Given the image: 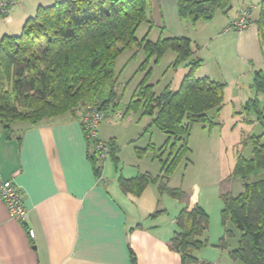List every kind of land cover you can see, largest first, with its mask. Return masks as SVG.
Segmentation results:
<instances>
[{"label":"crops","instance_id":"crops-1","mask_svg":"<svg viewBox=\"0 0 264 264\" xmlns=\"http://www.w3.org/2000/svg\"><path fill=\"white\" fill-rule=\"evenodd\" d=\"M57 1L18 0L8 18L0 19V41L6 35H16L10 33L8 26L24 27L39 6ZM237 1L234 17L226 20L225 13L218 11L210 21L220 19L227 32L237 33V40L233 35L221 45L229 43L234 51L237 41L238 51L242 49L240 55L249 60L251 68L245 76L249 82L245 83L240 75L237 83L249 89L248 96H252L255 68L261 69L264 64V47L255 24L241 32L229 29L240 8L249 5L246 0ZM150 17L152 23L147 22L145 36L151 41L184 36L192 40L193 46L197 43L193 28L205 26L202 21L193 24L181 18L177 0H150ZM192 50L193 58H201L200 46ZM174 55L169 68L176 59ZM141 58L143 61L146 58L144 51ZM188 63L183 65L188 67ZM122 113L112 112L109 116L108 112L99 127V138L118 147L114 156L110 152L99 162V174L89 158L91 145L83 126V113L77 117L47 118L32 126L18 121L8 133L0 123V177L17 186L28 211L26 221L20 222L0 200V264H132L133 254L137 264H184L182 254L172 247V239L183 231L178 223L182 211H191L196 205L209 215V225L202 236L206 243L193 251L198 260L187 264H242L230 257V251L239 247V233L229 221L223 222L222 194L231 191L237 195L243 188L240 189L239 183L233 186L216 180L199 183L185 176L181 182L176 180L175 173L168 184L183 190L186 193L183 199L160 192L155 183L141 191L133 183L129 188L122 187L120 179L135 181L140 174L162 176L161 159L166 156L156 155L167 139L165 134L155 132L154 127L145 132L151 117L145 123L146 115L142 113L137 121L135 117L125 119ZM151 143L156 149L149 147ZM137 148L149 149L139 156ZM192 163L193 159L186 171L190 172ZM30 229L35 230L34 238ZM227 229L233 232L232 236H227ZM224 239L226 245L222 246Z\"/></svg>","mask_w":264,"mask_h":264},{"label":"trees","instance_id":"trees-1","mask_svg":"<svg viewBox=\"0 0 264 264\" xmlns=\"http://www.w3.org/2000/svg\"><path fill=\"white\" fill-rule=\"evenodd\" d=\"M230 2L177 0L181 18L193 24L214 19L218 11L226 13ZM147 22L152 23L150 0H58L49 6H39L36 14L27 19L21 34L6 35L0 41V123L8 133L15 122L24 121L32 126L47 118L77 117L87 106H94L106 115L109 111H121L117 60L127 50H143L146 58L137 72L145 74L122 114L125 118L130 111L143 110L142 115L150 116L152 120L145 132L156 127L167 135L156 156L167 155L161 159L162 176L140 174L135 181L120 179V182L124 188L136 184L140 191L155 183L160 192L183 199L186 193L170 187L169 178L191 152L192 127L215 123L209 111L220 112L224 107L225 84L208 76L196 77L202 58H193L190 38L170 36L151 41L145 36L140 40L138 29ZM258 30L264 46V0ZM170 50L176 53L172 68L189 62V71L178 90L166 86L157 94L149 82L152 63H159ZM253 87L264 95V69L254 72ZM245 109H255L259 121H264L258 97L249 99ZM88 141L89 158L99 174L98 154L92 141ZM251 141L252 154L245 157L238 153L227 179H240L243 190L237 195L231 191L222 194L225 204L222 219L239 233V247L230 251L232 260L264 264V175L259 174L264 170V135L253 136ZM108 143L114 156L117 144ZM149 147L156 149L152 143ZM148 149L137 148L139 156ZM251 174L259 176L250 180ZM178 223L183 231L174 236L172 247L182 254L184 264L196 262L193 251L206 243L202 236L208 229L209 215L196 205L191 211H182ZM226 232L227 236L233 235L229 229ZM221 245H226L225 239ZM131 259L132 264H137L134 254Z\"/></svg>","mask_w":264,"mask_h":264},{"label":"rangeland","instance_id":"rangeland-1","mask_svg":"<svg viewBox=\"0 0 264 264\" xmlns=\"http://www.w3.org/2000/svg\"><path fill=\"white\" fill-rule=\"evenodd\" d=\"M245 2H248L249 5L252 4L256 6L250 16V25L252 26L255 24V26L258 27L262 0H246ZM237 7L238 1L231 0L230 8L224 16L226 20L234 17ZM11 10L12 8L10 11ZM10 13H12V11ZM6 18H8V15L0 16V19ZM216 20L215 22L201 20L202 24H205V26L200 27L197 25L193 28L192 35H194V41H197V43H193L192 47L195 49L200 46L201 48L200 55L202 58V65L197 69V73L195 74L196 77L214 75L212 76L214 78L210 77L225 84L226 99L224 107L220 112H217L215 109L209 111L212 121L215 122L214 124L212 123L213 125L195 124L192 127L189 138L191 152L188 158L180 163L174 176L177 181L179 180L181 182L185 176L186 179L190 177L191 179L197 180L199 183L214 180L224 181V185L226 183L227 186H233L234 183H239L238 185L241 189L243 185L240 179L227 180L234 170L236 157L238 153L245 157L250 156L253 149L251 137L264 135V121H259V113L255 109L246 110L245 105L249 99L258 97L259 109L264 112V95L254 90L252 96H248L249 89H243L242 86H240L242 84H240V82L237 83V79L240 75H243V81H245V83L249 82L248 77L245 76L249 74L248 71L251 65L248 59L240 55L242 49L241 52L238 51L237 41L235 42L234 51L231 49L229 43L224 46L221 45L225 41L228 42V38H233V35L237 40L238 35L235 32H227L225 24H222L220 19H218V21ZM146 24L147 23H143L138 29L137 36L139 39H142L147 32L148 27ZM22 28V26L15 25L7 27L12 35L15 33L16 35L21 34L23 31ZM213 33L218 37L214 38ZM205 45H208V47ZM218 46L223 48L221 49V47ZM135 49L136 48H133L132 50L124 52L118 58L116 64L118 79L117 88L121 97L120 109L122 112L125 111V105L130 101L136 87L145 74V72L142 71L137 72L143 61L141 58L143 51L134 55ZM169 54L170 55L164 57L159 64L152 63L153 70L149 82L154 85V90L157 94H160L167 85H170V88L173 90H178L183 76L189 71V68L183 64L176 69L172 67L169 68L171 60L175 57V53L170 51ZM258 68L260 69V67H256L255 71ZM261 69H264V64L261 66ZM219 72L221 74L224 73V76ZM241 101H243L242 105L240 103ZM109 113V116L113 115L112 111H109ZM141 113L142 110L138 113L130 111L125 119L135 117L137 121ZM143 117H145V121L143 122L148 123L150 116L146 115ZM119 120L122 121L121 119ZM117 129L122 130V127H118ZM153 129L155 132H160L162 135L165 134L155 127ZM166 138L167 136L165 134L164 139ZM192 159V166L189 167L191 168L190 172L186 171V166ZM259 174L264 175V170ZM259 174H251L248 179L253 180L258 177Z\"/></svg>","mask_w":264,"mask_h":264},{"label":"built area","instance_id":"built-area-1","mask_svg":"<svg viewBox=\"0 0 264 264\" xmlns=\"http://www.w3.org/2000/svg\"><path fill=\"white\" fill-rule=\"evenodd\" d=\"M18 2V0H0V16L8 15L10 9ZM255 5L241 7L237 13V18L233 21L229 29L243 31L248 28L251 20L250 16ZM106 119L104 111L94 106H87L82 114V122L86 132V137L92 141L94 150L98 154L99 161L102 162L110 154L111 148L108 142L99 138V127ZM0 200L6 205L10 215L20 221L25 222L28 216L27 208L24 204L23 197L17 186L10 180H4L0 177ZM29 234L35 237V230L30 229Z\"/></svg>","mask_w":264,"mask_h":264}]
</instances>
